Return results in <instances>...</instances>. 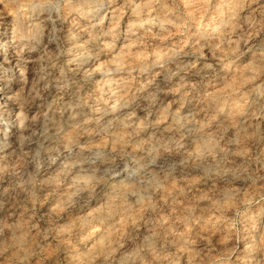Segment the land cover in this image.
<instances>
[{"label": "clouds", "instance_id": "clouds-1", "mask_svg": "<svg viewBox=\"0 0 264 264\" xmlns=\"http://www.w3.org/2000/svg\"><path fill=\"white\" fill-rule=\"evenodd\" d=\"M0 264H264V0H0Z\"/></svg>", "mask_w": 264, "mask_h": 264}]
</instances>
